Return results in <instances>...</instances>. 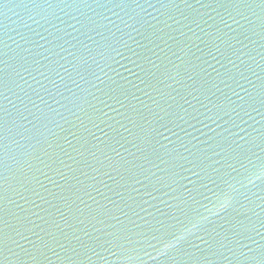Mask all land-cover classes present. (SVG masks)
<instances>
[{
  "label": "water",
  "instance_id": "95a60500",
  "mask_svg": "<svg viewBox=\"0 0 264 264\" xmlns=\"http://www.w3.org/2000/svg\"><path fill=\"white\" fill-rule=\"evenodd\" d=\"M0 264H264V0H0Z\"/></svg>",
  "mask_w": 264,
  "mask_h": 264
}]
</instances>
